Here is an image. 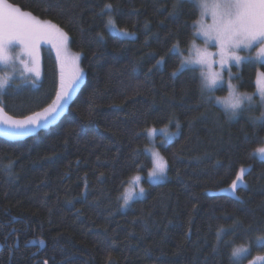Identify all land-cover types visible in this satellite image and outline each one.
<instances>
[{
    "label": "trees",
    "instance_id": "16d2710c",
    "mask_svg": "<svg viewBox=\"0 0 264 264\" xmlns=\"http://www.w3.org/2000/svg\"><path fill=\"white\" fill-rule=\"evenodd\" d=\"M9 2L69 36L83 79L57 121L22 138L0 136V264H234V246L257 253L264 236V160L254 150L264 145V121L250 117L261 110L229 118L205 102L199 71L171 75L178 60L169 50L177 43L190 49L199 10L186 0L174 14L176 0ZM105 3L114 5L117 27L131 38L106 27ZM42 64L38 90L0 95L7 115L22 119L55 95L47 51ZM232 73L238 92H254L257 72L247 61ZM226 94L225 86L215 90ZM177 122L171 146L154 138L168 163L167 179L150 184L142 178L144 195L122 209L127 182L146 177L151 167L144 129H174ZM135 152L142 167L134 164ZM241 167L249 171L237 200L221 191Z\"/></svg>",
    "mask_w": 264,
    "mask_h": 264
},
{
    "label": "snow or ice",
    "instance_id": "6c2138e0",
    "mask_svg": "<svg viewBox=\"0 0 264 264\" xmlns=\"http://www.w3.org/2000/svg\"><path fill=\"white\" fill-rule=\"evenodd\" d=\"M181 2L182 0H176L171 14L175 13ZM186 2L191 3L194 8L200 11L201 19L194 28L193 45L192 49L189 50L188 57L183 56V50L179 43L174 44L169 50L178 60V66L171 75L175 77L186 70L199 71L200 91L206 103L220 105L229 118L237 117L246 111L250 112L254 106H258L261 110L260 116L250 117V120L253 123L257 120L264 121V70H262L264 69V0H186ZM113 11L114 5L112 3H105L101 9V13L107 14L108 17L106 27L123 39L134 35L129 33L127 29L117 27L113 19ZM197 37L201 39L203 47L195 43ZM100 38L103 39L102 36ZM69 39V36L56 24L36 19L28 11L22 10L19 6L10 3L9 0H0V65H4L5 68L9 66L10 60H18L23 64L24 71L31 73L38 80L40 78V43L55 41L53 46L57 48L58 59H61V51L67 50ZM211 48H215L216 51H210ZM253 51L257 53L255 56H252ZM241 52L245 55H241ZM79 60V54L72 58V72L67 77L63 74L64 63L62 61L59 89L51 104L42 111L26 115L22 119H13L0 107V126H3L0 127V136L9 138L29 136L37 129L46 128L57 121L72 101L73 94L79 87L83 76L79 67ZM246 61L257 72L256 90L251 94L238 92L232 83V65L234 64L237 69H240ZM156 63L162 65L164 63L163 58L157 60ZM214 65H218L219 70L214 69ZM189 66H198V68ZM224 69L227 70L229 77L227 82L228 95L221 97L215 95V90L223 82L221 70ZM235 78L239 79V76ZM9 82V78L0 79V95L5 92ZM32 83L34 84L35 81ZM168 123H172L171 117ZM167 127L165 125L163 129H160L166 137L162 141V146L165 148L171 146L176 137V133H169ZM176 127L179 128L178 122ZM144 132L149 140H152L157 134V129L147 127ZM147 151L151 155V167L147 171L148 182L150 184L164 182L167 179L168 170L165 157L154 146ZM255 151L260 158L264 159V147H259ZM139 155V152L134 153V164L138 165ZM11 167L12 165L9 166V171ZM139 167L142 165H138ZM247 171L249 169L241 167L228 186L237 200H239V196H236V193L241 186H245L244 177ZM140 180V175H136L132 178L131 183L138 188L139 195L143 196L145 189L140 186ZM133 195L134 189L130 185L125 189L123 205L121 206L128 205ZM225 231L223 228L217 230V243L221 242L222 233ZM4 239L7 240L8 237L6 236ZM259 239L264 241V236L259 237ZM223 242L225 244L232 243V241ZM27 243H35V241H27ZM44 243L43 239H39L41 246ZM9 247L11 248V246ZM215 247L214 245V250ZM248 251L243 245L232 247L231 259L234 264H239L242 254ZM43 264H49V261L45 259Z\"/></svg>",
    "mask_w": 264,
    "mask_h": 264
},
{
    "label": "rangeland",
    "instance_id": "374dc122",
    "mask_svg": "<svg viewBox=\"0 0 264 264\" xmlns=\"http://www.w3.org/2000/svg\"><path fill=\"white\" fill-rule=\"evenodd\" d=\"M200 19H201V15H200V11H199V17H198V20L196 21V23ZM38 20H40V19H38ZM42 21H44V20H42ZM110 32L113 33L112 30H110ZM132 36H130L129 38H131ZM196 39H197V41L195 43L198 46L203 47V44H202L201 39L199 37H197ZM54 43H55V41H53V42H42L39 45V70H40V78L38 80H36L35 76L32 75L31 73L25 72L24 71L23 64H21L18 60H15V59L10 60L9 61V66L7 68H5L4 65H0V79L9 78V81H10L9 84L6 86V90H5L4 93H6L7 91H10V90L12 91L14 89H18V90L21 91V93L24 92L25 94L28 92L27 90H31V89H37L38 90L39 83H40V81L43 78V64H42V52L43 51H47V53H49L50 57L52 58L53 65H54V70H55V77H56V81L58 83V85H57L58 86L57 90H58L59 89V86H60L61 75H62V70H61V68H62V61L64 63V72H63V74L65 75V77H67L72 72V64H71L72 58L75 57L78 53L73 52L69 48V44H68L67 50L66 51L62 50L61 51V59H58V57H57V48L53 46ZM192 45H193V43H192ZM192 45H190V49H192ZM190 49H188V51H185V52L182 51V54H183L184 57H188L189 56V50ZM210 51L215 52L216 49L215 48H211ZM256 54H257L256 51H253L252 52V56H255ZM241 55H245V53L241 52ZM232 66H235V65L233 64ZM79 67H80V65H79ZM189 67H197L198 68V66H189ZM214 69L219 70L218 69V65H214ZM221 71H222L223 82L220 85H218V87L225 86L226 89H227V82L229 80V77L227 75V70L224 69V70H221ZM82 79H83V76H82V78L80 80L79 87H80V85L82 83ZM256 79H257V75H256ZM32 81H35V83L33 84ZM255 82H256V80H255ZM17 85H19V86L17 87ZM78 88L74 92L73 96L77 92ZM255 90H256V83H255ZM255 90H254V92H255ZM56 92H55V95H56ZM55 95H53L52 99L49 102H47L43 107H41L40 109L36 110L35 112L42 111L44 108H46L48 105H50L51 102H52V100L55 98ZM227 95H228V90H227V94L225 96H227ZM225 96H221V97H225ZM217 106H219L220 108H222L218 104H217ZM13 119H16V118L13 117ZM0 127H3V126H0ZM163 128L164 127H158V128H156L157 129V134L152 138V140H149V138H148L149 144L145 148V151L149 155L150 159H151V155H150V152L147 151V149H149V148H151V147L154 146V144H153L154 138L157 135H159V136L162 137V140H165L166 139V137L164 136V133H162L160 131V129H163ZM167 131L169 133H176L177 134L178 129H177L176 126H175L174 129H171L170 127H167ZM4 138H7V139H18V138H22V137H18V138L4 137ZM262 147H264V145ZM254 156L257 159L264 160V159L260 158L258 154H256V151L255 150H254ZM140 177H141V180L143 178V179H146L148 181L147 174H146V177H142V176H140ZM132 178L127 182V184H126L125 188L123 189V192H122V194L120 196V204L121 205H123V195H124L125 189L128 188L130 185L134 189V195H133L132 200L129 201V204H130L131 201H133V200H135L137 198H141L142 197V196L139 195L138 188H136L135 185L131 183L132 182ZM141 180H140V182H141ZM140 186L143 187L142 184H140ZM221 192L228 193V194H232L229 188L224 189ZM128 205H125L123 207L121 206V208L124 209ZM258 243H262L261 248L258 250L259 252L257 251V253L256 252L255 253H250V251H248V252L242 254V257L240 258V260L243 259V258H245V257H247L245 259V261L243 262V264H262L264 262V241H261L260 240V241H258Z\"/></svg>",
    "mask_w": 264,
    "mask_h": 264
}]
</instances>
